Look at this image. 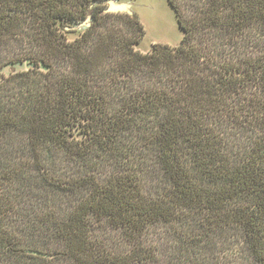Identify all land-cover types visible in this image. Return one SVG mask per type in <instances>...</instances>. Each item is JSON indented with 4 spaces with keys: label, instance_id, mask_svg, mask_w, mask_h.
<instances>
[{
    "label": "trees",
    "instance_id": "trees-1",
    "mask_svg": "<svg viewBox=\"0 0 264 264\" xmlns=\"http://www.w3.org/2000/svg\"><path fill=\"white\" fill-rule=\"evenodd\" d=\"M167 3L179 43L155 42L141 51L145 28L138 15L105 12V0H0V43L29 45L0 67V89L16 87L0 105V140L21 130L40 181L83 192L65 212L46 204L31 225L10 228L14 203L5 185L24 170L0 173V261L52 264L61 255L68 264H147L158 259L146 238L149 227L180 223L185 257L173 264H264V0H200L189 18L179 0ZM90 7V25L77 29ZM116 14L129 17L133 34L98 38L95 26ZM113 57L129 88L116 97L97 78ZM15 65L23 67L4 72ZM142 70L153 80L133 86V73ZM133 129L154 145L166 179L156 192L144 188L132 139H122ZM42 148L80 164L91 166L97 155L122 166L102 181L91 170L55 177ZM98 222L119 229L129 248L115 251L99 239ZM233 229L239 237L231 243ZM37 230L55 237L61 250L50 251Z\"/></svg>",
    "mask_w": 264,
    "mask_h": 264
},
{
    "label": "rangeland",
    "instance_id": "rangeland-1",
    "mask_svg": "<svg viewBox=\"0 0 264 264\" xmlns=\"http://www.w3.org/2000/svg\"><path fill=\"white\" fill-rule=\"evenodd\" d=\"M181 4V11L183 18H189L196 13V5L200 0H179ZM149 3V2H148ZM152 7L148 9L140 10V21L145 28V35L137 45V48L141 51H146L152 43L162 42L170 45H176L181 39V31L175 19L173 9L165 0H153ZM104 20V21H103ZM94 28V34L98 37L101 34L114 32L123 36H130L135 31L134 24L128 16L123 14H116L105 17ZM78 33L69 34L70 38H73ZM204 37L202 34L197 38ZM26 38V37H25ZM99 38V37H98ZM196 38V39H197ZM217 38H215L216 40ZM97 38H93L91 43L96 41ZM217 44L221 42L220 39L215 41ZM29 45L26 41H19L15 39H6L0 43V67L9 59L14 57L16 53L27 52ZM120 53V52H117ZM116 59L108 58L101 67L97 78L100 82L104 81L107 86V92L109 95L116 97L117 92L127 91L125 81L120 80V71L116 66ZM22 65L7 66L3 70L9 72L14 69L22 68ZM144 71H138L133 73L131 77L133 86L143 83L146 85L153 80L148 77ZM131 84V83H130ZM130 87V86H129ZM16 87H12L7 84L6 89L3 91L0 89V105L6 102L10 98V92L15 91ZM139 129H133L132 132H126L123 136V140L132 139V145L137 154L134 157V163H139L143 171V184L144 188L148 192H156L166 184V179L162 174L158 161L154 153V145H145L146 140L141 136L142 133L138 132ZM245 136L241 137V142L245 141ZM41 152L44 156V166L48 172L52 175L66 178L68 176L79 175L83 171H93L96 178L102 181L112 171L118 170L122 164L116 159H104L100 156H93L91 159L92 165L80 164L71 160H68L62 156V153L54 148H42ZM32 157L29 145L27 143L26 135L17 129H11L0 140V173H8L13 171L15 167H19L24 170L19 174L12 175V179L5 185L6 191L9 193L10 198L14 203L12 213L8 219V226L10 228L21 227L22 225H31L33 222L34 212L39 211L46 204H53L59 212H65L71 208L76 200L83 193L61 191L52 189L42 183L39 179V175L36 174L32 168ZM39 221L37 220L36 223ZM183 225L180 223L168 224L160 223L159 225L149 227L146 238L148 242H152L157 247L158 259L147 264H173L176 260H181L183 257L181 248L183 245L182 237L179 234V229H182ZM29 227L26 228L28 230ZM43 234L37 230V238L41 242H45L48 245L50 251L61 250V245L56 242V238L51 234L48 235L47 231L43 230ZM93 233L105 242L109 247L115 251L124 252L129 248V243L124 239L122 232L110 227L103 222L95 223ZM238 230L233 229L228 232L227 235L231 239V243H234V239L239 237ZM219 238V237H215ZM219 238L216 240L219 245ZM218 248V246H217ZM10 256V255H9ZM1 260V258H0ZM68 259L64 256H57L51 260L52 264H68ZM0 264H41L38 259H31L27 257H6Z\"/></svg>",
    "mask_w": 264,
    "mask_h": 264
},
{
    "label": "water",
    "instance_id": "water-1",
    "mask_svg": "<svg viewBox=\"0 0 264 264\" xmlns=\"http://www.w3.org/2000/svg\"><path fill=\"white\" fill-rule=\"evenodd\" d=\"M165 1L167 2V0H165ZM148 2L152 3L153 0H105V3L107 5L104 7V11L105 12H114V13L121 12V13L130 14V15L136 14L140 18V10L141 9L147 10L148 7H152L151 4H149ZM92 12H93V8L90 7L85 19L76 26L77 29H82V28H85V27L90 25L91 18H92ZM174 14H175V12H174ZM175 19L177 22L176 15H175ZM30 252L35 253V254H42V253H40L38 251H34V250H31Z\"/></svg>",
    "mask_w": 264,
    "mask_h": 264
},
{
    "label": "flooded vegetation",
    "instance_id": "flooded-vegetation-1",
    "mask_svg": "<svg viewBox=\"0 0 264 264\" xmlns=\"http://www.w3.org/2000/svg\"><path fill=\"white\" fill-rule=\"evenodd\" d=\"M106 5H107V4H105V6H106ZM105 6H104V7H105Z\"/></svg>",
    "mask_w": 264,
    "mask_h": 264
}]
</instances>
